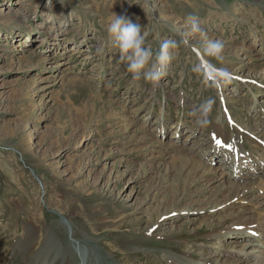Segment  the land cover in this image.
Listing matches in <instances>:
<instances>
[{"label": "rangeland", "instance_id": "obj_1", "mask_svg": "<svg viewBox=\"0 0 264 264\" xmlns=\"http://www.w3.org/2000/svg\"><path fill=\"white\" fill-rule=\"evenodd\" d=\"M113 14L150 65L182 42L155 86L106 46ZM263 151L264 0H0V264H245Z\"/></svg>", "mask_w": 264, "mask_h": 264}, {"label": "clouds", "instance_id": "obj_2", "mask_svg": "<svg viewBox=\"0 0 264 264\" xmlns=\"http://www.w3.org/2000/svg\"><path fill=\"white\" fill-rule=\"evenodd\" d=\"M188 34L201 41H206L207 49L211 57L217 60L223 59L224 45L218 40H211L200 27L196 17L189 16L186 19ZM106 46L119 54L120 63L126 65V70L132 74L134 81L141 79V73L145 82L155 86L165 75L168 65L174 59L175 52L182 46V42L169 39L162 44L156 55V64L150 65L151 51H145V36L142 35L140 25L133 24L127 15L113 14L105 22ZM205 112L210 110L205 108Z\"/></svg>", "mask_w": 264, "mask_h": 264}, {"label": "bare ground", "instance_id": "obj_3", "mask_svg": "<svg viewBox=\"0 0 264 264\" xmlns=\"http://www.w3.org/2000/svg\"><path fill=\"white\" fill-rule=\"evenodd\" d=\"M161 7L164 8V6L162 4H161ZM164 17H165V15H164ZM217 146L218 145H216V147ZM261 155L264 156V151L260 152V154L257 157L259 158ZM258 158H257V161H259L258 162L259 165L261 163H264L261 160H259ZM231 159L232 158H229V157L225 158L224 163H227V165H229L230 174L232 173L233 176L235 175L234 174L235 173L234 168L237 169L236 167H234V165L236 164L238 166V170H239L237 177H239L240 176V174H239L240 169H242L241 165L239 163H235V161L230 162ZM250 160H252L253 165H255L253 158H250ZM232 170H234V173L232 172ZM242 170H243L242 172H244L245 169H242ZM262 173H264V171H262ZM230 174H229V176H230ZM237 177H233V178H237ZM262 177L264 179V175ZM226 182L227 183H226L225 187H227L230 191H234L235 190V182H233L232 180H227ZM254 198L256 199V204H260L259 206L255 205V208L256 209H264V206H261V204H264V197L254 196ZM225 203H226V200H225ZM225 203L221 204V201L218 200L217 203H215L214 208H217L220 205H225ZM260 225H261V223L255 224L254 229L250 228L249 231H247V232H245V231L243 233L240 232V234H243V236H245L243 241H242L245 244L243 245V243L241 242L242 247L239 249V251L238 250L236 252L231 251V253H233V255H239L241 257L240 260L244 261L245 264H264V240H263L264 234L261 233L262 228L259 227ZM257 227H259V228H257ZM254 258H255V260H254Z\"/></svg>", "mask_w": 264, "mask_h": 264}, {"label": "snow or ice", "instance_id": "obj_4", "mask_svg": "<svg viewBox=\"0 0 264 264\" xmlns=\"http://www.w3.org/2000/svg\"><path fill=\"white\" fill-rule=\"evenodd\" d=\"M214 139H215V138H214ZM216 143H217L218 146L221 145V141H219V140H216ZM229 147H230V146H229Z\"/></svg>", "mask_w": 264, "mask_h": 264}]
</instances>
